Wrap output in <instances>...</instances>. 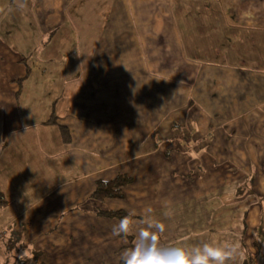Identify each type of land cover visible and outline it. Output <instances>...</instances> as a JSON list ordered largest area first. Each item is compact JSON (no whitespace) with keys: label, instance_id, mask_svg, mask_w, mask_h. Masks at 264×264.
<instances>
[{"label":"crops","instance_id":"obj_1","mask_svg":"<svg viewBox=\"0 0 264 264\" xmlns=\"http://www.w3.org/2000/svg\"><path fill=\"white\" fill-rule=\"evenodd\" d=\"M110 2L102 15L96 0H0V239L12 234L1 247L44 253L37 240L57 229L49 245L63 264H122L151 219L165 225L164 247L233 241L256 254L264 0ZM83 10L105 25L106 44L66 67ZM121 174L132 178L124 196L103 203L134 215L116 236L120 220L89 200L97 181ZM228 215L238 218L222 224ZM79 232L83 250L67 243Z\"/></svg>","mask_w":264,"mask_h":264},{"label":"rangeland","instance_id":"obj_2","mask_svg":"<svg viewBox=\"0 0 264 264\" xmlns=\"http://www.w3.org/2000/svg\"><path fill=\"white\" fill-rule=\"evenodd\" d=\"M111 0H96V3H101V5H103V13L102 15H104V13L108 10V6H106V4L111 3ZM181 1H185V0H181ZM193 1H197L199 4H202L203 2H205L206 0H193ZM148 7V6H147ZM186 9V6H184ZM180 7H175V9H177ZM147 9H152L153 11L158 12L159 9L158 8H153V7H149ZM168 9V7L164 6V8H162L160 11H165L164 15L168 14L166 12V10ZM152 10H150V12H147V16H146V22L148 20H151V18H153L155 15V12L152 13ZM79 18V17H78ZM80 20V25L79 28L76 31V36H80L79 38H82V40L80 39H73L70 38L69 36L66 37L65 41H64V47H65V65L66 67H79V65L81 63H83V60L87 61L88 57L87 55L93 53L95 51V49H102L105 47L106 41H105V25L102 24L100 21L97 23H90L91 21V14L87 13L85 10H83V14L81 16V18H79ZM158 26V24H157ZM66 29L71 30V24H67L66 25ZM153 29V27H152ZM37 41V39H34L31 41V43H35ZM80 52L82 53V55L80 54ZM86 53V55H85ZM195 59H200V58H195ZM62 63L60 62V65ZM51 67H57V65L53 66V64L51 65ZM67 129V133H63V138L64 140H66V142H68V140H71V133L69 132L68 128ZM66 134V135H65ZM107 199V198H106ZM112 199H116V198H112ZM120 199V198H118ZM90 201V200H89ZM105 201V199H104ZM91 202V201H90ZM262 205H263V211H262V216H261V220H260V226L258 227L257 231L254 233H252L253 235V247H254V251L256 252V254H251L248 255V253L245 254V257H247L245 259H243L242 264H264V199H261ZM108 209V208H107ZM111 210V209H110ZM104 217V216H102ZM234 215L231 216H225L224 217V221L221 222L222 224L224 223H234V221L236 220ZM229 225V224H228ZM223 226L224 225H219L218 227H221L220 229H216V230H210V235L212 239H218L220 240V238H222V231H223ZM227 226V224H226ZM58 230L56 229L55 231L43 234L42 236H40V238L37 240V244L39 243V245L41 246H45L43 252L41 253L39 252L37 249H32L30 246L27 247V249L25 250L24 253H20L17 254L16 250L12 247L11 249H7L6 246L1 247L0 244V264H15V261L17 258H20L22 255H26L28 257H31L32 260H36L38 259L39 262H42L45 260L44 264H63L60 260L58 259V256H61L58 254V250L56 248H53L52 246H50L49 244L51 243L52 240H56L58 239L57 237V232ZM62 234V233H61ZM12 234L10 232H8L3 238L0 239V243H3V241H7V239L11 236ZM250 239V237H249ZM86 240V234L83 232H79L77 233L73 238H69L67 240V243H76L75 245L78 246V250H83L84 245L81 244ZM248 240V239H247ZM83 245V246H82ZM62 250H65L64 248H62ZM13 255V257L10 256ZM250 256V257H248ZM24 262H27L26 258H22L21 259Z\"/></svg>","mask_w":264,"mask_h":264},{"label":"clouds","instance_id":"obj_3","mask_svg":"<svg viewBox=\"0 0 264 264\" xmlns=\"http://www.w3.org/2000/svg\"><path fill=\"white\" fill-rule=\"evenodd\" d=\"M132 215L130 212L113 226L114 235L130 233ZM164 231L163 223L147 220L136 233L133 247L122 253V264H240L244 259L239 242L233 241H214L191 248L164 247L159 242V234Z\"/></svg>","mask_w":264,"mask_h":264},{"label":"trees","instance_id":"obj_4","mask_svg":"<svg viewBox=\"0 0 264 264\" xmlns=\"http://www.w3.org/2000/svg\"><path fill=\"white\" fill-rule=\"evenodd\" d=\"M62 130L63 133H67L65 126H63ZM131 182L132 178L125 174L118 175L110 180L97 181L94 192L90 197V201L93 203L96 213L100 216L114 217L119 220L129 215L125 210L107 209L103 202L106 198H122L124 196L123 189Z\"/></svg>","mask_w":264,"mask_h":264}]
</instances>
